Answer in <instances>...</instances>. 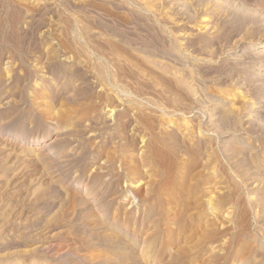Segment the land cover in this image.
<instances>
[{"label": "rangeland", "instance_id": "1", "mask_svg": "<svg viewBox=\"0 0 264 264\" xmlns=\"http://www.w3.org/2000/svg\"><path fill=\"white\" fill-rule=\"evenodd\" d=\"M0 264H264V0H0Z\"/></svg>", "mask_w": 264, "mask_h": 264}, {"label": "bare ground", "instance_id": "2", "mask_svg": "<svg viewBox=\"0 0 264 264\" xmlns=\"http://www.w3.org/2000/svg\"><path fill=\"white\" fill-rule=\"evenodd\" d=\"M245 1H247V0H245ZM239 17H241V16H239ZM246 17H247V16H246ZM234 19H235V18H234ZM246 19H247V18H246ZM256 19H257V18H256ZM235 20H236V19H235ZM240 20H241V19H240ZM240 20H239V21H240ZM244 20H245V19H244ZM248 21H249V20H248ZM252 21H253V19H252ZM242 22H243V21H242ZM245 22H246V21H245ZM239 23H240V22H239ZM251 24H253V23H251ZM221 115H222V114H221ZM222 116H224V115H222ZM221 119H222L223 121H226V120H227L226 118H222V117H221ZM221 119H220V120H221ZM224 119H225V120H224ZM223 121H222V122H223ZM42 129H43V128H42Z\"/></svg>", "mask_w": 264, "mask_h": 264}]
</instances>
